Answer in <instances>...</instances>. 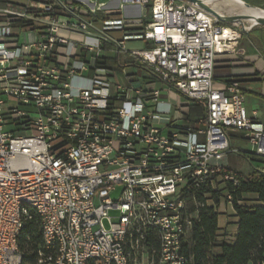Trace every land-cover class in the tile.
<instances>
[{
    "label": "built area",
    "instance_id": "built-area-1",
    "mask_svg": "<svg viewBox=\"0 0 264 264\" xmlns=\"http://www.w3.org/2000/svg\"><path fill=\"white\" fill-rule=\"evenodd\" d=\"M127 4L139 6L141 17L124 16ZM241 37L239 25L187 0L0 7V264H25L19 240L34 213L43 237L34 264H194L186 253L197 217L189 200L209 185L225 188L234 206L240 180L226 157L264 158V121L249 113L242 84L215 79L218 57L242 51ZM129 40L150 47L128 50ZM107 44L178 92L175 120L192 101L200 105L199 126L171 122L170 108L149 110L148 101L161 103L156 82L119 83L115 69L101 64ZM162 120L173 126L169 133ZM234 133L251 152L232 145ZM252 264H264V256Z\"/></svg>",
    "mask_w": 264,
    "mask_h": 264
},
{
    "label": "crops",
    "instance_id": "crops-1",
    "mask_svg": "<svg viewBox=\"0 0 264 264\" xmlns=\"http://www.w3.org/2000/svg\"><path fill=\"white\" fill-rule=\"evenodd\" d=\"M97 2H105L111 8H117L120 5V0H96ZM216 2H226L227 0H215ZM8 2L25 3L27 0H0V7H5ZM237 13H240L239 10ZM141 8L137 5L127 4L123 8V15L126 17H141ZM228 12L227 14H231ZM140 15V16H139ZM122 15H110V18H119ZM105 19L103 12L100 13L97 26L101 27ZM247 23V22H246ZM250 22H248L249 24ZM110 35L114 38L122 39V31H111ZM128 50H144L150 47V44L142 40H129L126 42ZM105 53L103 55V62L105 65L115 69L117 80L119 83H125L131 87L133 82L139 81L145 85L149 82H156V87L161 90L160 104L150 103L155 105V110L147 108L151 111H156L157 107L160 109H171L170 120L178 125H186L191 127L199 126L200 118L205 114V110L196 102L190 103L186 115L182 119H176L178 115V107L183 102L178 92L168 88L166 85L156 78L152 69L144 65L141 60L133 58L129 52L116 53L113 45L107 44ZM230 54H224L218 57L215 68V79L218 86H221L230 78L237 79L243 86L246 102L248 104V111L250 114H255L259 121H264V26H256L250 32H242V37L238 40V50ZM113 95H116L118 90L116 86L110 89ZM116 106L121 105L120 100L113 101ZM247 106V105H246ZM158 125L162 128H168V133L172 127L167 122L160 121ZM165 133V132H164ZM232 145L241 147L239 141L244 140L240 134L234 133L232 135ZM243 148V147H242ZM231 154L230 156H233ZM239 155V154H236ZM240 156L244 157V154ZM227 162V160H226ZM230 169H232L230 167ZM254 170V169H253ZM238 171V170H236ZM241 172V171H238ZM251 172V171H250ZM256 196L250 195L247 200H243V204L253 203L259 204L255 199ZM217 210L219 211L217 242H227L233 244L235 238L239 233V218L233 205H230L225 198L220 199ZM198 216V212H196Z\"/></svg>",
    "mask_w": 264,
    "mask_h": 264
},
{
    "label": "trees",
    "instance_id": "trees-1",
    "mask_svg": "<svg viewBox=\"0 0 264 264\" xmlns=\"http://www.w3.org/2000/svg\"><path fill=\"white\" fill-rule=\"evenodd\" d=\"M231 171L240 180L233 194L234 208L239 218V233L233 244L217 242V205L225 196V188L215 191L206 185L195 194V199L189 200V211L198 212L192 221L189 243L186 245V253L192 256L194 264H252L264 256V173L258 169L248 174L234 169ZM203 192H207L208 197ZM250 195L256 196L259 204H239L240 200H247ZM42 243L40 217L34 213L33 218L26 222L19 240L25 264L35 263Z\"/></svg>",
    "mask_w": 264,
    "mask_h": 264
},
{
    "label": "rangeland",
    "instance_id": "rangeland-1",
    "mask_svg": "<svg viewBox=\"0 0 264 264\" xmlns=\"http://www.w3.org/2000/svg\"><path fill=\"white\" fill-rule=\"evenodd\" d=\"M104 1H106V0H104ZM249 3H253L255 5L260 6L261 2L259 0H252ZM231 12H232L231 14H241V13H237L238 11H231ZM247 24H248V22H247ZM239 28L242 32H244L241 25H239ZM246 105L248 107L247 102H246ZM148 108L155 110V105L148 102ZM168 131H169L168 128H164L165 133H168ZM239 145L241 147H243L244 149L248 150L249 152L252 151L250 145L248 144V142L246 140L239 141ZM230 155L231 154H229L226 157V160H227L228 165L234 170H238V171H241L242 173L248 174L253 169L264 168V158L259 157L255 154L247 153L244 155V157H242L240 155H236V154H234L233 156H230ZM122 188H123L122 185H118L117 190L112 193V197L118 198ZM112 214H115V212H112ZM195 214H194V216H195ZM105 225L109 226L107 221H105Z\"/></svg>",
    "mask_w": 264,
    "mask_h": 264
},
{
    "label": "water",
    "instance_id": "water-1",
    "mask_svg": "<svg viewBox=\"0 0 264 264\" xmlns=\"http://www.w3.org/2000/svg\"><path fill=\"white\" fill-rule=\"evenodd\" d=\"M189 2L194 3L195 5L203 8L204 10L208 11L215 17H217L220 21H222L225 24H236L239 23V25L242 26V29L244 32H250L252 28L256 26H264V7L259 6L256 8H259L263 14L255 15V14H226L221 13L214 9L210 4L206 2V0H187ZM241 3H243L246 7H255V4L249 3L246 0H238ZM246 21L251 22L252 24L249 27H246Z\"/></svg>",
    "mask_w": 264,
    "mask_h": 264
},
{
    "label": "bare ground",
    "instance_id": "bare-ground-1",
    "mask_svg": "<svg viewBox=\"0 0 264 264\" xmlns=\"http://www.w3.org/2000/svg\"><path fill=\"white\" fill-rule=\"evenodd\" d=\"M208 4H210L214 9L221 13H228L231 11L239 10L241 14H263V12L256 8L258 5H254L255 7H246L243 3H241L238 0H227L226 2H216L215 0H206ZM247 22V21H246ZM239 25V23H236ZM252 23L249 24L246 23V27H249ZM233 33L231 32L230 28H226L225 30V36L233 37Z\"/></svg>",
    "mask_w": 264,
    "mask_h": 264
}]
</instances>
